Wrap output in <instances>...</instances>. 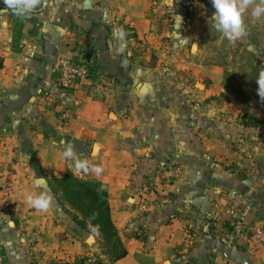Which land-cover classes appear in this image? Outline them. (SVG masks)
Masks as SVG:
<instances>
[{"label":"crops","instance_id":"0c3cea01","mask_svg":"<svg viewBox=\"0 0 264 264\" xmlns=\"http://www.w3.org/2000/svg\"><path fill=\"white\" fill-rule=\"evenodd\" d=\"M209 2L39 0L27 17L0 3V248L7 264H95L93 248L82 246L84 232L70 217L76 212L49 187L66 172L106 193L127 253L104 264H128L136 252L147 264H205L208 257V264H264L261 244L233 239L225 227L227 207L236 204L249 205L264 220V117L249 113L263 121L258 127L233 118L227 105L234 103L222 99L228 94L224 68L190 59L191 49L200 47L189 41L192 28H199L190 17L196 3L206 13ZM116 28L124 30L123 42L113 36ZM81 51L107 87L102 99L89 97L81 85L69 92L56 86L59 58ZM49 95L58 106H50ZM63 106L75 113L65 125L58 117ZM62 140L102 173L76 172L61 158ZM239 158L246 169L232 166ZM169 161L180 164L183 180L138 215L136 194L147 191L154 176L158 182ZM41 191L52 196L45 212L25 200L26 193ZM185 225L197 233L191 247L183 244ZM137 228L170 236L160 233L143 247V235L128 233ZM197 255L204 261L192 258Z\"/></svg>","mask_w":264,"mask_h":264},{"label":"rangeland","instance_id":"374dc122","mask_svg":"<svg viewBox=\"0 0 264 264\" xmlns=\"http://www.w3.org/2000/svg\"><path fill=\"white\" fill-rule=\"evenodd\" d=\"M258 2L259 0H253V4ZM206 4L209 5V7L207 12L204 13L202 12L203 10L202 4L196 3L195 4L196 11L194 12L197 13L194 15L193 12L194 16L191 15L190 17L192 26L199 27L195 30L192 28L190 34L191 39L189 38L190 39L189 41L191 42L194 41L196 43L197 42L200 43V47H198V45H195L191 49L192 53L190 59L193 62V65L218 64L224 68L223 81L228 86V88H226V92L228 94L225 95L222 99L224 102L234 103V104H230L231 106L227 105L228 107H232L231 111L233 118L237 120H241L243 119V115H250L251 113H255L259 116L264 117V99H261L259 95L251 89V85L254 84V81L257 78V77L256 78L252 77L254 75L253 74L254 70L259 64L264 66V18L260 20H254L250 15V9L247 10L242 17L246 29V34L242 38L238 39L236 42L233 43L223 38L221 33L217 32L214 29L213 22L211 20V16L214 12V8L212 6L211 0L209 3ZM195 5L190 4V6L192 7H194ZM198 23H204V24L202 26V24L197 25ZM189 41L185 43L186 46L185 48L190 49L191 42ZM158 64L161 63L158 62ZM172 65L175 66L174 63H172ZM185 67L187 66L185 65ZM189 71L192 72L193 70H189ZM262 71H264V69ZM175 72L176 69L174 70V73ZM237 149L239 150L244 149V147L241 146ZM243 152L246 153V150H244ZM235 162L236 163L238 162L237 163L238 165L232 162V166H237L242 169H246L245 162L241 158H239L238 161ZM164 165H167L169 168L179 167L181 169L180 164L173 161H169V164H164ZM154 178H152L151 180L152 184L150 188L146 189L147 191L141 194L144 191V188L142 187V190H140L141 192L136 194L137 201L139 200L140 197H144L146 201L149 203L150 208L146 213L150 212L157 203L159 204L161 199L167 197L170 194L169 186H172L173 182L177 180V179H169L168 177L162 175L161 177L159 176V179L157 180L158 182H156ZM243 206L244 205L240 206L236 204L227 207V209L230 207H235L237 209H240ZM58 208L60 207L58 206ZM254 216L255 215L252 213V209L250 207L249 217L251 222H259V221L264 222V220L256 219ZM74 224L78 229L84 232L85 237H82L80 239L82 246L83 247L91 246L93 248L92 250L89 249V253L90 252L93 253V255L90 256L91 258H94L93 262L95 264H104L102 262L103 260H105V263L109 262L108 256L106 255L105 245L100 235L93 228V226H91V224L87 222V224H89L91 228H93L91 231H89L90 228L87 229V226L85 228H81L76 223ZM162 226L169 227V225L168 226L162 225ZM188 227H189L188 225H185L182 228V232L184 233L183 244L186 245L187 247H191L195 242L197 243L198 239L196 237L197 233L194 230V228H191V226L190 228ZM166 229L169 230V228ZM142 230L138 229L137 232L130 230L128 233L136 234L139 232L140 235H143L145 237V240L143 241L144 242L143 247L147 246L148 244L150 245L152 243V240L155 241L156 238L154 240L152 237L153 236L157 237L158 235H160V233H165L166 237L170 236L167 234L168 233L167 231H160L159 229L156 234L155 232H150L149 230L146 229H144L143 231ZM35 232H37V230ZM160 243L161 242L158 243V246H160ZM140 257L141 255L139 252L134 253V255L131 256L128 264L148 263L145 262L144 259L142 261ZM143 257L149 259L151 258L150 254L143 255ZM192 258L194 259L200 258V262L204 261V257H202V255L193 256ZM210 260L211 259L208 257L207 261L205 260L206 261L205 264H208ZM80 261H83V259L82 258L76 259L75 263H78ZM135 261H137L138 263H135ZM50 264H54L53 260L50 262Z\"/></svg>","mask_w":264,"mask_h":264},{"label":"clouds","instance_id":"9594fccd","mask_svg":"<svg viewBox=\"0 0 264 264\" xmlns=\"http://www.w3.org/2000/svg\"><path fill=\"white\" fill-rule=\"evenodd\" d=\"M172 5V0H169ZM18 17H27L33 13L38 7L39 0H0ZM214 12L211 16L214 29L221 33L222 37L229 42H236L246 34L245 25L243 23V14L250 9V15L254 20L264 18V0H259L258 3L253 4V0H211ZM125 32L122 28L113 30V36L123 42L125 39ZM124 44H120V51H123ZM258 88L257 93L261 99H264V71L258 74L255 80ZM63 150L61 158L65 161H70L78 173H87L89 171L100 175L103 169L100 166L92 164L89 159L82 158L76 150L73 143L62 140ZM98 149L95 147L92 151V157L95 158ZM35 175V173H33ZM40 181H36L35 186H39ZM26 203L37 211L45 212L48 210L52 196L46 191L39 193L31 192L25 194Z\"/></svg>","mask_w":264,"mask_h":264},{"label":"built area","instance_id":"2783aa9c","mask_svg":"<svg viewBox=\"0 0 264 264\" xmlns=\"http://www.w3.org/2000/svg\"><path fill=\"white\" fill-rule=\"evenodd\" d=\"M55 83L62 92H69L77 85H81L89 97L96 99H102L107 93L103 79L94 70L93 61L86 57L85 52L82 51L59 58L55 69ZM49 104L52 107L58 106V99L49 95ZM74 116L75 113L71 106H63L58 111L60 123L63 125L69 123ZM161 169L164 171V176L169 179L183 180L184 178L179 167L169 168L164 165ZM149 208L146 199L140 197L136 203V213L142 215ZM226 213L231 223L230 236L233 239L246 237L264 247V222H251L249 220L250 207L248 205L240 209L230 207ZM0 264H7L1 248Z\"/></svg>","mask_w":264,"mask_h":264},{"label":"trees","instance_id":"16d2710c","mask_svg":"<svg viewBox=\"0 0 264 264\" xmlns=\"http://www.w3.org/2000/svg\"><path fill=\"white\" fill-rule=\"evenodd\" d=\"M3 7L6 8L4 4ZM85 56L89 57V53L85 54ZM93 66L94 70L97 71V67L94 64ZM263 69L264 66L259 64L254 70L252 77H258V74ZM224 87L225 89L228 88L225 83ZM257 88L258 85L254 81L251 89L257 93ZM243 119V123L248 126L258 127L263 124L262 120L252 115H243ZM49 187L61 202L66 203L76 212V214L71 216L74 223L81 228H85L87 222H89L98 232L105 245L106 255L110 263L126 255V248L118 235L117 228L110 215L106 193L99 190L96 183L87 182L75 177L71 172H66L63 177L52 180L49 183ZM225 227L227 230H230L231 223L227 222Z\"/></svg>","mask_w":264,"mask_h":264},{"label":"water","instance_id":"95a60500","mask_svg":"<svg viewBox=\"0 0 264 264\" xmlns=\"http://www.w3.org/2000/svg\"><path fill=\"white\" fill-rule=\"evenodd\" d=\"M164 264H169L168 262H165Z\"/></svg>","mask_w":264,"mask_h":264}]
</instances>
